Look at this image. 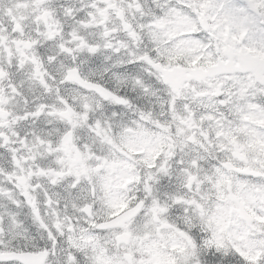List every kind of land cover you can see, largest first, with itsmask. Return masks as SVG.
Returning a JSON list of instances; mask_svg holds the SVG:
<instances>
[{
	"label": "snow or ice",
	"instance_id": "obj_1",
	"mask_svg": "<svg viewBox=\"0 0 264 264\" xmlns=\"http://www.w3.org/2000/svg\"><path fill=\"white\" fill-rule=\"evenodd\" d=\"M0 264H264V0H0Z\"/></svg>",
	"mask_w": 264,
	"mask_h": 264
}]
</instances>
